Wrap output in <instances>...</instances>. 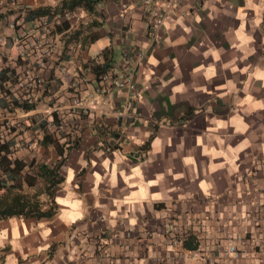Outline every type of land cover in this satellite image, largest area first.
I'll list each match as a JSON object with an SVG mask.
<instances>
[{"label": "crops", "instance_id": "0c3cea01", "mask_svg": "<svg viewBox=\"0 0 264 264\" xmlns=\"http://www.w3.org/2000/svg\"><path fill=\"white\" fill-rule=\"evenodd\" d=\"M62 1L0 0L4 48H15L14 37L40 46L47 41L55 50L40 71L43 104L14 127L5 151L22 164H60L63 177L53 216L0 220V231L8 233L0 264L9 255L17 264H164L177 251L183 264H264V215L257 212L264 206V107H255L264 104V81L253 75L264 70V11L257 25L246 0H178L154 45L142 0H91L90 11H72L79 18L58 23L49 18L46 27L26 18L27 11L56 9ZM15 18L23 25L13 30L9 23ZM242 23L243 35L251 37L246 44L237 35ZM104 40L108 44L93 54ZM124 51L146 56L135 77L139 98L131 117L118 120L123 92L103 86L101 108L93 98L99 76L114 69ZM181 86L183 91H174ZM30 136L39 138L32 155L14 148ZM117 154L124 158L120 163ZM188 157L193 164L184 163ZM159 176L163 179L151 183ZM205 184L211 186L205 190ZM145 185L148 198L140 199ZM69 193L68 204L58 203ZM156 195L162 198L151 199ZM76 200L82 201L83 218L66 223L61 216ZM47 205L46 200L41 210ZM13 229L23 255L12 247ZM187 238L195 240V249L183 247ZM172 239L178 247H171ZM230 245L237 259L227 253ZM196 252L200 257H193Z\"/></svg>", "mask_w": 264, "mask_h": 264}, {"label": "built area", "instance_id": "2783aa9c", "mask_svg": "<svg viewBox=\"0 0 264 264\" xmlns=\"http://www.w3.org/2000/svg\"><path fill=\"white\" fill-rule=\"evenodd\" d=\"M8 2L15 4L16 0H8ZM177 3L178 0H142L144 12L149 20L148 33L151 45L158 43V31L176 12ZM73 16L78 17L68 10L57 12L55 9H51L49 16L37 18L31 23L39 27H46L49 24V18L58 23L60 19L70 20ZM9 24L11 29L16 30L23 25V20L11 19ZM25 34L27 36L28 31ZM12 42L15 48H4L6 39L0 36V158L6 152L2 151L1 148L8 145L10 136L14 133V127L17 125L21 127L20 122L26 120L25 118L29 119L32 112L43 104L41 99L46 92V87L40 71L47 67L55 54L54 48L47 41L43 46H40L39 42L36 41L21 43L18 38L12 37ZM145 56V52L124 51L119 64L101 75L100 85L95 90V97L93 98L94 106L101 108L104 103L102 100L105 92L103 86L109 84L114 90L124 93L123 102L116 113L117 119L131 117L133 105L139 98L135 77ZM33 57L35 59L32 63ZM75 85L76 83H73L72 87L74 88ZM74 104L78 105L77 100ZM79 108L84 112L88 110L85 107ZM39 132L41 129H38L37 134ZM20 143L15 144L14 148L33 152L36 151L39 138L30 136L26 142ZM257 212L259 215H264V206H260ZM170 243L171 247L174 248L178 247L180 242L172 239ZM227 253L235 259L238 258V251L234 245L228 247ZM193 257H200L199 252L194 253ZM183 261V253L177 251L166 258L164 264H183Z\"/></svg>", "mask_w": 264, "mask_h": 264}, {"label": "trees", "instance_id": "16d2710c", "mask_svg": "<svg viewBox=\"0 0 264 264\" xmlns=\"http://www.w3.org/2000/svg\"><path fill=\"white\" fill-rule=\"evenodd\" d=\"M93 2L94 1L91 0H63L60 6L55 10L57 12H62V10L72 12L76 7H84L86 10L90 11L93 8ZM50 10V8H45L35 11H27L26 18L28 19L29 17V20H31L49 16ZM106 68L107 67L101 69V71H105ZM100 72L96 73L97 76H99ZM100 77L101 76H99V79ZM47 139H49L48 135L44 138V140H42V144H46L48 142ZM17 143L21 144L18 141L15 144ZM7 147L8 145L3 146L1 148L2 151L4 150L5 152V148L7 149ZM16 149L20 150L18 148ZM26 153L31 154L30 151H27ZM30 163H33V160ZM60 166V164L52 166L41 164L36 167V174L27 175L24 177V180H22L19 174H21L20 172H22L26 166L18 159L11 161L8 153L5 152V154H3L0 158V220L13 216L36 219L49 218L53 216L57 210V206L54 203V196L63 181V177L59 171ZM11 181L12 184H10ZM25 181L30 187H34L37 181L43 183L44 192L42 194L45 195L48 202L47 210H41L43 203L39 202L37 196L35 198L28 197L24 194H12V189L22 187V183ZM34 198L36 200H34ZM183 247L186 249H195L197 244L193 238H187L186 241H183Z\"/></svg>", "mask_w": 264, "mask_h": 264}, {"label": "clouds", "instance_id": "9594fccd", "mask_svg": "<svg viewBox=\"0 0 264 264\" xmlns=\"http://www.w3.org/2000/svg\"><path fill=\"white\" fill-rule=\"evenodd\" d=\"M246 7L248 9H252V10H254L256 12L257 19L254 21V23L258 25L259 22H260L259 21V15H260L261 11H264V0H259V4L254 3L253 0H246ZM81 15L83 16V15H85V13L82 12ZM244 15H245V13H244L243 9H241V14H240V17L239 18L241 20H243L244 19ZM177 22L179 23V21H177ZM243 29H244V25L242 23L241 24V27H240V32H238L237 35L240 37V39L242 40V42L246 44L251 39V37H245L243 35ZM107 44H108V41L107 40H104V41L98 43L97 45L93 46V49H92L93 54H95L96 51L99 48H103ZM151 62L152 63H155V61H151ZM233 70L235 71V69H233ZM244 71H247V69H244ZM208 74H209V76L213 75L214 74L213 70L212 69H209ZM253 75L255 76L256 79L261 80V81H264V70H261V69L257 68L256 71L253 73ZM174 91L175 92H181V91H183V87L182 86L181 87H178V88L174 89ZM248 99L250 101L251 100V97H249ZM255 107H264V104L257 103L255 105ZM237 123H238V121H237ZM244 127H246V126H244ZM242 130H243V128L238 129V131H242ZM135 142L137 144L142 143V141H140V140H136ZM159 144H160V141L159 140H156L155 141V145L158 146ZM247 144H248V142L245 141L244 144H242L240 146V149H237L236 151H240L241 149H243L244 147H246ZM156 150L159 151V148L157 147ZM261 150L264 151V145L261 146ZM123 159H124L123 157H121L119 154H117V163L122 162ZM81 163H83V161H81ZM184 163L186 165H191V164L194 163V161L192 160L191 157H188L184 161ZM229 163H234V161H231L230 160ZM108 164H109L108 161H104V167L105 168L108 167ZM216 167H223V165H219V166H216ZM234 170H235V168H233V171ZM213 171H215V167L213 168ZM133 172H134V174L136 176H140V170H139V168L133 169ZM121 174H123V173H121ZM109 175H111V183H112V186L115 187V175H114V173H109ZM175 178L176 179H179L180 176L178 175ZM69 179H71V171H69ZM101 179L102 178L97 175L96 176V183L97 184L100 183L101 182ZM162 179H163V176H159V177H157V180L156 181H152L151 183H158ZM210 186L211 185H207V184L202 185V187L205 190H207V188L210 187ZM147 187L148 186L145 185L144 188L142 189V192L140 194V199H146V198H148L147 191H146ZM93 192L94 193L96 192V189L95 188L93 189ZM161 198L162 197L159 196V195H156V196L151 197V199H155V200H160ZM72 199H73L72 194L69 193V198L68 199L58 200V203H60V204H68L69 203V200H72ZM123 202L127 203V202H130V201H123ZM117 203L119 205V203H121V202H117ZM96 207H100V205L97 203ZM70 208L72 209V211H70V212H64L63 215L61 216V219L62 220H64L66 223H69L70 224V223H72V222H74L76 220H80V219L83 218L84 212H83V208H82V201L76 200L75 202H73V203L70 204ZM112 215L115 216L116 214L115 213H112ZM113 223H114V221H113ZM131 223L132 224H135L136 221L133 219L131 221ZM47 235H48V232H45L44 233V236L47 237ZM12 236H13V238L11 240V244H12L13 249L16 250V251H21V254L23 255L22 249H21V244L19 242L20 241V235H19L18 232L15 231V229H13ZM7 240H8V233H7V231L6 230L0 231V248H3L5 246V242ZM24 258L27 259L26 256ZM7 264H17V261H16V259L13 256L9 255L7 257ZM141 264H143V262H141ZM257 264H258V262H257Z\"/></svg>", "mask_w": 264, "mask_h": 264}, {"label": "rangeland", "instance_id": "374dc122", "mask_svg": "<svg viewBox=\"0 0 264 264\" xmlns=\"http://www.w3.org/2000/svg\"><path fill=\"white\" fill-rule=\"evenodd\" d=\"M43 163H40V161L37 162H26L24 165L26 167H24V170L21 172V179L24 180L23 178L27 175H34L37 173V169L36 167H38L39 165H41ZM12 184V181L11 183ZM58 190V189H57ZM44 192V187H43V183L40 181H37V183L35 184L34 187H30L26 184V181L22 183V187H16L14 189H12V194H24L27 195L28 197H35L37 196L39 202L44 203L46 201V197L44 194H42ZM34 198V200H36ZM42 208V207H41Z\"/></svg>", "mask_w": 264, "mask_h": 264}]
</instances>
